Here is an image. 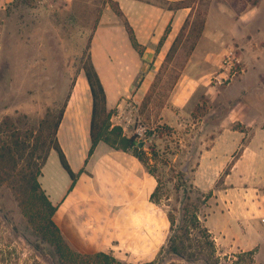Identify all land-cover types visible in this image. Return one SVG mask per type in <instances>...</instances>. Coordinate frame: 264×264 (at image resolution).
I'll use <instances>...</instances> for the list:
<instances>
[{"label":"rangeland","instance_id":"rangeland-1","mask_svg":"<svg viewBox=\"0 0 264 264\" xmlns=\"http://www.w3.org/2000/svg\"><path fill=\"white\" fill-rule=\"evenodd\" d=\"M104 1L15 0L0 13V264H116L97 258L96 254L61 260L51 244L50 230L45 229L48 210L37 187L43 161L54 144L59 114L68 94L85 76L81 67L87 56L89 37L98 35L95 58L99 69L106 73V81H111L116 90L124 83L119 76L126 69L138 68L142 58L132 47L122 21L110 4L103 5ZM115 1L136 25L140 17L159 25L164 19L152 12L148 14L145 6L137 3L165 10L171 7L174 12L181 4L180 0ZM261 1L183 0L182 4L191 6L193 11L191 9L190 25L181 36L176 52L168 59L165 57L162 63L156 61V57L145 63L138 80L130 86L135 93L119 101V104H123V100L137 103L144 124L152 129L150 139L142 141V149L160 183L158 205L166 215L173 212L179 219L183 188L191 197L189 203L199 205L197 198L201 191L193 185L192 179L199 145L204 141L201 134L209 132L216 120L226 115L231 99L240 96L238 83L245 82L264 97V0L258 9L253 8ZM203 18L205 26L200 34ZM198 43L197 55L192 56ZM217 44L226 49L220 65L207 67L205 64L209 62L200 60L201 56L206 51H217ZM227 55L239 59L238 74L217 85L214 76L218 75ZM191 58L194 63L187 67ZM248 64L251 71L246 75ZM111 72L115 74L109 76ZM149 73L153 74V81L144 95L139 96L136 94L139 85ZM183 73L188 75L186 81L192 77L199 84L195 98L187 106L190 115L174 131L160 122L159 116ZM259 109L264 112V98ZM233 127L239 129L241 125ZM128 129L126 133L122 130L123 136L133 137L132 127ZM153 149L157 157L151 156ZM183 176L188 180L185 184ZM211 206L210 200L206 206L200 205L203 225ZM176 224L179 226L180 221ZM191 234L185 244L187 252L195 256L185 259L168 252L166 239L153 259L136 260L135 264H264V254L257 259L255 251L231 250L229 246L218 244L210 233L214 251L204 244L205 238L197 231Z\"/></svg>","mask_w":264,"mask_h":264},{"label":"crops","instance_id":"crops-1","mask_svg":"<svg viewBox=\"0 0 264 264\" xmlns=\"http://www.w3.org/2000/svg\"><path fill=\"white\" fill-rule=\"evenodd\" d=\"M14 1L0 0V13ZM262 2L253 8L258 9ZM137 4L145 6L148 14L152 12L164 19L159 25L140 17L136 25L128 17L144 52L138 68L126 69L119 76L120 80L123 77L124 83L118 90L111 86V81H106L96 61L94 47L98 35L92 41L93 62L104 85L110 112L121 99L135 93L130 86L138 80L145 63L152 62L155 57L160 63L164 61L191 13V8L174 12ZM168 26L170 31L167 33ZM164 35L166 38L159 47ZM216 46L217 51H206L201 56L200 60L210 63L206 62L207 67L220 65L226 49L218 47L219 44ZM199 48L200 43L192 56L197 55ZM246 57L249 59V54ZM192 63L191 58L187 67ZM250 71L248 64L245 74ZM185 73L174 85L159 116L160 122L174 131L190 115L187 106L195 98L199 84L192 77L186 81L188 75ZM112 74L115 72L109 76ZM152 81L153 74L149 73L136 94L144 95ZM238 84L240 96L231 99L226 115L218 118L209 132L201 134L204 141L199 145L192 182L201 192L213 193L210 214L204 223L218 244L241 252L255 251L259 259L264 254V112L258 110V105L262 104L264 97L245 82ZM92 109L93 98L84 76L77 81L56 131L57 141L72 170L79 176L72 186V180L54 149L49 151L41 167L39 184L56 207L53 220L67 245L78 254L104 253L130 264H135L136 260H151L165 244L169 231L165 211L151 200L158 185L157 178L132 151L100 141L90 153ZM235 124L241 127H233ZM229 166V173L224 175ZM221 178V186H218Z\"/></svg>","mask_w":264,"mask_h":264},{"label":"trees","instance_id":"trees-1","mask_svg":"<svg viewBox=\"0 0 264 264\" xmlns=\"http://www.w3.org/2000/svg\"><path fill=\"white\" fill-rule=\"evenodd\" d=\"M181 4H178L176 9H184V8H191L189 5L182 4L183 0H180ZM110 4L111 9L114 11V13L118 16V18L122 21L123 26L127 32V35L129 37L130 43L132 47L139 53V55L143 56V48L141 44L138 42L137 36L135 34V31L125 14V12L120 7V4L118 1L115 0H105L103 2V5ZM174 8L169 7L168 10H173ZM193 11V9H192ZM192 16V12L185 20L179 34L177 35L173 45L171 46L168 54L166 55V59L170 58L174 52L177 50L178 42L181 39V36L183 35L184 31L190 25V17ZM205 26V19L203 18L200 22V28L199 33H202V30ZM170 31V26L167 27V33ZM166 38V35L163 36L162 40L159 42V47L162 45L163 40ZM92 39L93 35L89 37L88 44H87V56L86 59L81 67V70L84 72L86 79L88 81L91 95L93 98V109H92V116H91V124H90V138H91V149L90 153L94 150L95 146L100 142L104 141L107 144L111 145L114 148H123L124 150L132 151L136 157L139 158V160L147 167L148 171L152 174L151 168H149V164L146 161L145 157L147 153L142 149V147L136 146L135 137L126 138L122 134V129L119 127H113L111 128V124L109 123L110 116L112 112L107 110V96L106 91L104 88V85L102 83V80L99 76V73L95 67V64L93 62L92 52H91V45H92ZM74 85V84H73ZM71 96V93L68 94L67 99L64 103V106L59 114V117L57 119V122L55 124V140L54 144L51 149H54L58 156L59 160L61 162L62 167L65 169V171L68 173L72 180V186H74L79 174L75 173L70 164L69 161L62 150L59 142L56 138V131L60 125V122L62 120L64 110L67 104V101L69 100ZM150 95L146 97V100L148 99ZM111 135H114L115 138L112 140ZM118 144H121L122 147H119ZM136 146V147H135ZM152 157H157V152L155 150H151L150 152ZM48 156V155H47ZM45 157L43 164L47 158ZM230 170V166L225 170L224 175L228 174ZM155 176V175H154ZM183 184L187 183L188 180L185 179V177H182ZM222 181V179H221ZM157 187L155 191L151 195V200L155 204H159L157 195L160 191V183L157 179ZM37 187L42 192V196L44 197L46 201L47 206V217H46V228L47 230H50V233L53 236V239H51V244L53 245L55 252L59 256L61 260L69 259L75 256H81V254H78L70 249V247L67 245L65 240L62 237V234L60 232V229L55 224L53 220V215L55 213L56 207L51 204V202L48 200L47 196L45 195L44 191L41 189L40 184H37ZM187 189L183 188V197L180 203L183 205L181 209V214L179 219L176 217V215L173 212L167 213V219L169 221V234L167 237V246H168V252L173 253L177 256H180L181 258H185L186 256L193 257L194 254L188 253L187 249L188 246H186V241L189 240V237L192 235V231H197L200 235V237L205 238L204 244L209 246V248L213 249L215 251V243L210 239V232L208 228L202 224L201 218L199 215L200 205L206 206L208 200L213 196L212 192L209 193H203L200 192L199 196L197 198V201L199 202V205L196 204L195 206L191 205L189 203V200L191 197L187 194ZM178 221H180V225L176 224ZM97 258H105L107 260H110L111 263L116 264H123L119 261H117L114 257L108 256L104 253H97L95 255Z\"/></svg>","mask_w":264,"mask_h":264},{"label":"built area","instance_id":"built-area-1","mask_svg":"<svg viewBox=\"0 0 264 264\" xmlns=\"http://www.w3.org/2000/svg\"><path fill=\"white\" fill-rule=\"evenodd\" d=\"M239 67V59L235 56L227 55L222 61L218 75L214 76L215 83L222 85L233 79L238 74ZM123 102V104L117 105L116 112H112L109 121L111 127H120L125 133L129 131L128 128L132 127L131 133L135 137L137 146L141 141L145 142L150 139V131L152 129L144 124L137 103L127 100H123Z\"/></svg>","mask_w":264,"mask_h":264},{"label":"water","instance_id":"water-1","mask_svg":"<svg viewBox=\"0 0 264 264\" xmlns=\"http://www.w3.org/2000/svg\"><path fill=\"white\" fill-rule=\"evenodd\" d=\"M142 145H143V142L141 141V142L138 144V146H139V147H142Z\"/></svg>","mask_w":264,"mask_h":264},{"label":"bare ground","instance_id":"bare-ground-1","mask_svg":"<svg viewBox=\"0 0 264 264\" xmlns=\"http://www.w3.org/2000/svg\"><path fill=\"white\" fill-rule=\"evenodd\" d=\"M103 75H105V77H106V73H103Z\"/></svg>","mask_w":264,"mask_h":264}]
</instances>
